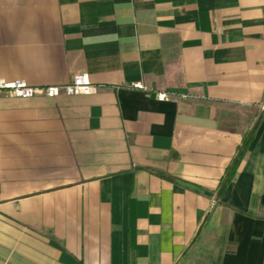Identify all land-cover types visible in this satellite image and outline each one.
Wrapping results in <instances>:
<instances>
[{
	"label": "crops",
	"instance_id": "1",
	"mask_svg": "<svg viewBox=\"0 0 264 264\" xmlns=\"http://www.w3.org/2000/svg\"><path fill=\"white\" fill-rule=\"evenodd\" d=\"M76 74L0 95V264H264V0H0V82Z\"/></svg>",
	"mask_w": 264,
	"mask_h": 264
},
{
	"label": "built area",
	"instance_id": "2",
	"mask_svg": "<svg viewBox=\"0 0 264 264\" xmlns=\"http://www.w3.org/2000/svg\"><path fill=\"white\" fill-rule=\"evenodd\" d=\"M95 87L90 86L83 74H76L70 77L69 82L62 86H46V87H29L25 86L21 81H11L8 83L0 82V95L5 97L14 98L17 100H25L41 96L45 99H52L58 95L63 97L69 96H85L92 94ZM129 90L141 91L138 85L130 86ZM167 96L162 94H154L152 99L154 102H162L166 100ZM189 96L177 95L175 99L185 100ZM264 106H259V110L263 109Z\"/></svg>",
	"mask_w": 264,
	"mask_h": 264
},
{
	"label": "trees",
	"instance_id": "3",
	"mask_svg": "<svg viewBox=\"0 0 264 264\" xmlns=\"http://www.w3.org/2000/svg\"><path fill=\"white\" fill-rule=\"evenodd\" d=\"M256 122H254L251 127L249 128L246 136L240 141V145H239V149L234 157V159L229 163V165L225 168L222 177L220 178V180L217 183V188L215 191V195L218 196L222 190V188L224 187V185H226L228 183V181L230 180L233 171L238 163V161L242 158L243 156V150L244 147L246 146L251 133L253 132L254 128H255Z\"/></svg>",
	"mask_w": 264,
	"mask_h": 264
}]
</instances>
